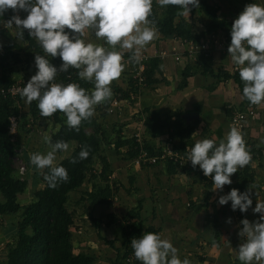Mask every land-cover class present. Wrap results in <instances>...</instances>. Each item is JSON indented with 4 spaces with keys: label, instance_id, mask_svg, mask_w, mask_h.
<instances>
[{
    "label": "trees",
    "instance_id": "trees-1",
    "mask_svg": "<svg viewBox=\"0 0 264 264\" xmlns=\"http://www.w3.org/2000/svg\"><path fill=\"white\" fill-rule=\"evenodd\" d=\"M247 1L248 4L259 2V0ZM219 8L218 5L200 0V7L192 8L193 14L198 15L197 19L201 23V28L195 29L194 24H188L181 15H178L179 6L169 4L159 14V5L156 0H153L152 14L149 19L154 22L158 33L165 38L186 39L193 43H197L204 36L210 34H220L227 39L231 38L230 32L234 20L218 19ZM11 13L15 14L16 11L11 9ZM20 15L23 19L27 16V13L21 10ZM9 20L11 19H7V21ZM14 28L16 31L13 39L4 47H0V83L2 85L8 86L13 82L16 77L13 74L14 67L12 69L14 65L26 64L27 68L33 69L35 75L37 71L35 55H44L59 68L62 61L58 56L53 58L45 53L36 38L29 36L27 29L21 31L15 24ZM126 56H131V54ZM198 60L208 65L209 59L203 55H199ZM145 66L146 79L144 87L137 86L131 79H129V83L125 88L114 86L112 83L110 86L113 95L100 103L97 117L93 115L91 118L82 121L79 130L70 128L66 122V115L59 110L50 117L41 116L37 106L38 101H33L29 104L28 111L22 112L20 104L12 98L4 99L0 97V226H7L8 228L5 231L11 232V234L9 233L10 240L1 250L4 254L5 264H124V259L130 253H134L131 246L133 238H139L145 230L155 233L161 230L155 228L154 225L146 229L145 222L140 220L136 213H127L129 220H138L136 222L127 221L122 227L121 230L125 239L123 243L120 244L115 239L108 240L101 237L100 234L98 235L100 240L113 250V256L111 257L98 255L91 248L81 249L80 245L83 244L84 240L78 242L77 246L80 249H77L76 232L73 231L78 216L76 210H82L83 214L86 215L87 222L95 229L97 234L102 221L95 218L89 210L96 206L111 207L114 195L123 188L120 181L112 179L113 161L134 162L142 152L150 157L159 156L161 149L151 147V137L164 133L170 137L174 135L183 139L194 128V126L183 125L181 112L176 111L161 115L158 108L147 107L141 111L140 142L137 141L134 135L125 137L119 130L111 129L108 133L106 129H103V124L99 119H104L107 115H110L105 111L110 100L118 94L122 99L129 100L131 95H140L143 88L151 87V85L161 81L155 78L156 73L161 74L158 58H148ZM80 70L69 67L67 71L58 72L54 81H61L65 85L75 82L91 91L95 87L94 82L81 79L78 76ZM191 70L190 65L183 68L182 80L180 81L181 88L186 86V79L191 76ZM25 77H29L26 72ZM224 78H233L243 95L244 82L241 80L239 72L232 77L225 74ZM245 102L246 105L249 104L246 98ZM12 115L21 116L20 126L22 131L27 130L26 118L29 116L34 120L33 129L35 126L41 127L49 123L53 126L59 125L58 130L48 137L51 138L52 143L60 140L69 143L67 151H58L56 155L57 157L62 156L65 152L67 153V155L57 159L56 164L63 165L67 169L68 180L60 181L55 188H52L44 179L49 169H43L40 176L35 173L33 177L35 188L29 190L32 199L24 205L20 203V197L28 192L29 170L32 166H30L31 162L27 152L23 151L22 146L24 143L19 140H11L8 134L9 117ZM45 145L51 147L46 142ZM85 146L89 147L90 155L87 159L80 160L78 153ZM106 147H110L111 155L107 154ZM180 147L183 153L188 152L185 151V146L181 145ZM249 151L253 152V149L249 148ZM16 157H21L25 163L26 171L22 180L18 176L14 165ZM74 157L77 158L76 163L72 162ZM162 163L165 165L167 173H173L179 168L177 164L168 160ZM33 169L37 170L38 168L33 165ZM179 169L188 168L182 167ZM189 169L188 171L193 172L205 182V186L209 188L211 193L212 191L216 192L210 176L201 177L195 169ZM237 176L241 184H251L253 182V176L249 173L248 165L244 166V169L238 172ZM88 182L91 185V190L85 191L80 196L75 203L76 208L74 210L70 205L71 194ZM133 182V176H131L130 185ZM141 201L139 200V205ZM107 219L110 224H116L112 215H108ZM212 225L215 228V239H218L219 232L215 219H213ZM234 264H242V262L236 259Z\"/></svg>",
    "mask_w": 264,
    "mask_h": 264
},
{
    "label": "clouds",
    "instance_id": "clouds-1",
    "mask_svg": "<svg viewBox=\"0 0 264 264\" xmlns=\"http://www.w3.org/2000/svg\"><path fill=\"white\" fill-rule=\"evenodd\" d=\"M158 3L177 5L178 15L188 17L192 8L200 7V0H158ZM152 5L153 0H0V16L8 9L27 13L23 19L14 15L9 25L14 22L21 31L27 29L45 53L62 61L57 68L44 55H35L37 71L22 88L21 97L29 104L38 101L41 116L50 117L59 110L66 115L67 125L79 130L82 121L94 115L95 106L113 95L110 85L126 66L117 46L131 50V59L138 63L142 50L157 38L158 29L149 19ZM86 29L94 30L96 37L103 38L109 47L86 43L81 38ZM230 35L228 53L244 82L243 98L254 105L264 104V4H247L233 21ZM69 67L81 69L78 76L94 82V89L89 91L75 82L66 85L53 82L58 72ZM44 140L50 144V150L46 154H31L30 162L38 169H49L44 179L49 187L55 188L58 182L69 178L67 169L56 164L57 152L67 151L69 143L63 140L52 143L48 136ZM89 155V147L85 146L78 158L87 159ZM189 160L194 168L198 165L206 177L212 178L215 189L222 190L232 183V174L250 162L251 153L242 131L232 127L226 140L219 143L210 138L197 140L188 152ZM72 162L76 163L77 158ZM229 202L233 211L247 212L253 205L252 191L233 188L219 197L220 205ZM252 211L260 214L259 219L240 221L243 227L238 236L242 242L236 252L242 264L264 261V201L257 198ZM227 222L231 223V218ZM131 246L142 264H191L189 259H181L178 248L159 233L145 232L133 238Z\"/></svg>",
    "mask_w": 264,
    "mask_h": 264
},
{
    "label": "crops",
    "instance_id": "crops-1",
    "mask_svg": "<svg viewBox=\"0 0 264 264\" xmlns=\"http://www.w3.org/2000/svg\"><path fill=\"white\" fill-rule=\"evenodd\" d=\"M206 1L220 7L217 13L218 19L232 21L229 19L231 12L227 0ZM240 2L243 4L242 8L248 4L247 0H240ZM156 3L159 5V14H161L166 6H161L158 0ZM20 14L21 10L12 14L11 9H8L0 16V43L6 45L8 42L5 43V41L15 36L14 22L11 26L7 19H11L14 15L21 17ZM197 16L191 10L189 17H182L188 24H194L195 29H200L201 23ZM220 36L221 41H224V36ZM81 38L86 43L92 42L109 47L106 41L96 37L94 30L91 29H86ZM223 41L221 46L213 47L208 65L199 60L195 64H190L186 59V45L182 44L181 40L165 38L158 33L157 38L151 41L141 54L160 60L161 74L156 73L155 78L161 81L151 87L143 88L132 103L125 101L116 113L107 115L104 119L100 118L103 129L119 130L123 136L130 137L142 125L141 111L147 107H156L161 115L181 112L183 125L194 126V128L183 139L174 135L170 137L164 133L156 134L155 137H151L153 149H161L163 145L168 144L183 153L181 145L185 146V151L189 152L194 143L203 138L215 139L217 143L226 140L227 133L232 128L230 123L232 110L228 108V105H232L235 111H242L250 102L246 105L245 98L233 78H224L225 74L232 77L237 72L233 71L234 64L229 53L222 49ZM117 50L125 57L131 54V50L119 49L118 46ZM175 56H179L180 60L176 61ZM186 65L192 67L191 76L186 79V86L181 88L182 70ZM112 83L114 86L127 87L129 77L125 69ZM99 106L100 104L95 106V117L98 116ZM259 110L258 118L249 121L242 132L247 148L253 149V152H250L251 160L247 164L249 173L253 176L251 184H241L238 180L237 173L244 167L232 174L230 185H224L222 190L215 189L216 192L211 193L205 186V182L193 172L188 171V167V169L177 168L175 172L167 173L163 163L151 165V167H139L134 162L113 161L112 179L120 181L123 188L114 195L111 207L96 206L89 210L95 218L102 221L96 236L100 234L105 239H115L118 243H123L125 239L122 227L127 221L138 220H129L127 217V213L133 212L145 222L146 229L151 225L160 228L158 233L162 235V238L171 240L178 248L181 259L187 258L191 264H234L238 259L236 252L238 245L242 242L238 236L239 230L243 227L240 221L244 218L249 219L250 222L259 219L260 214L254 213L252 209L256 206L257 198L264 201V104L259 105ZM22 147L23 151L27 152L26 143ZM27 154L30 158L31 154L28 152ZM32 169L33 166L30 170ZM131 176L134 180L132 185H130ZM29 181V186L32 188L33 177L29 176ZM233 188L241 192L249 189L252 191L253 205L247 212L233 211L231 202L227 205L218 203L219 197ZM90 190L89 182L85 183L83 187L71 194V198L74 197L76 202L85 191ZM139 200H142L140 205ZM108 215L114 217L116 224L108 222ZM229 218L231 223L227 222ZM213 219L218 226V239H215ZM4 227L0 226V233L6 239V244L10 240L11 232L5 231L8 227ZM145 232L149 231L145 230ZM77 234L82 240L81 232L78 231ZM77 234L76 237H78ZM100 243L103 244V249L95 252L104 257L113 256V250L103 241ZM1 250L2 248H0V264H5ZM253 264H259V262H253Z\"/></svg>",
    "mask_w": 264,
    "mask_h": 264
},
{
    "label": "built area",
    "instance_id": "built-area-1",
    "mask_svg": "<svg viewBox=\"0 0 264 264\" xmlns=\"http://www.w3.org/2000/svg\"><path fill=\"white\" fill-rule=\"evenodd\" d=\"M260 4H264V0H259ZM179 39V38H177ZM221 36L216 34H210L204 36L200 41L197 43H193L186 39H179L181 43L186 45L187 48V55L186 59L188 63L195 64L198 61V56L203 55L204 57L210 60L212 55L213 47L218 45H222ZM223 47L222 49L228 52V47L231 43V38H223ZM164 55V54H163ZM148 60V56L145 54H141V59L137 63L131 59V56L125 57L123 56V61L126 62L125 66V73L129 79L135 82L137 86L144 87L145 86V62ZM175 60L179 61L180 57L175 56ZM233 71L239 72V69L236 65H233ZM13 82L6 86L0 83V97L12 98L15 102L20 104V108L22 112H27L29 109V103H26V100L21 97L20 92L22 88L27 84V82L32 77H25V75H15ZM55 83H62L61 81H53ZM63 84V83H62ZM138 96V95H137ZM136 95H131L129 100H124L121 98L120 94H118L115 98L109 101L108 107L106 108V112L108 114L116 113L122 106L125 101L128 103H132L136 98ZM228 108L232 110V116L230 119L231 127H236L240 129L242 132L244 130L245 125L256 118H258L260 114L259 105L249 104L245 110L242 111H235L232 105H228ZM21 116L20 115H12L9 117V126H8V134L11 140H19L20 141V126ZM26 129L31 133L33 129V118L27 117L26 118ZM141 126L137 129V132L134 134L135 138L138 142L141 140ZM22 133V132H21ZM21 142V141H20ZM171 161L178 165L179 168L188 167L193 168L195 171L201 176L205 177L203 171L197 165L195 168L192 166L191 161H188V153H181V151L172 148L168 144H165L161 147V153L159 156H148L145 152H142L139 157H137L134 161L136 166H151L157 165L164 161ZM14 165L17 170V174L20 179H23V176L26 171L25 163L21 157H16L14 159ZM220 190V189H218ZM124 264H141V262L135 257L134 253H130L125 259ZM259 264H264V261H260Z\"/></svg>",
    "mask_w": 264,
    "mask_h": 264
},
{
    "label": "rangeland",
    "instance_id": "rangeland-1",
    "mask_svg": "<svg viewBox=\"0 0 264 264\" xmlns=\"http://www.w3.org/2000/svg\"><path fill=\"white\" fill-rule=\"evenodd\" d=\"M211 1L213 2L214 0H211ZM227 2H228V6H230L229 11L231 12V14H229V19L235 20L238 17L239 13L242 12L243 4H240L241 3L240 0L239 1L238 0H227ZM15 31L16 30L13 26V32L15 33ZM11 39H13V38H11ZM11 39H8V41H5V43H7V42L9 43V41H11ZM2 44L3 43H0V47L5 46L4 44L3 45ZM13 67H14V69H13ZM12 69L14 71V73H13L14 75H25V72H26V75L29 77L34 75L33 69L27 68L26 64L14 65V66H12ZM58 128H59V125L53 126L52 124L49 123V124H46V125L41 126V127L35 126L31 133L30 132L28 133V132L21 130L22 133L20 132V141L23 143H26L28 153H30V154H33V153L46 154L50 150V148L47 145H45L44 137L49 136L51 133L57 131ZM107 131L109 133L111 131V129L108 128ZM88 132H90V130H88ZM106 152L108 155L112 154L110 147H106ZM64 155H67V153L66 152L63 153L62 156H64ZM62 156H57L56 160ZM30 166H33V164L31 163ZM42 172H43V169H37V170L32 169V170H30L29 176L34 177L35 173H38L40 176L42 174ZM39 176H38V179H39ZM28 185H30V181H29ZM34 188H35L34 186L32 188L30 186H28V191L31 189H34ZM27 193H25V195L20 197V203L22 205L27 204L29 202V200L31 199L30 193H29V196H27ZM77 201H78V198H77ZM76 202L74 201V197H73L71 199L70 204L74 210L76 208V204H75ZM76 213L78 216L76 218V224L73 228V231L76 232V234L79 231L83 235L81 237V239L84 240V242H83L84 244H82L81 249L87 250V249L91 248L94 251L102 250L103 244L100 243V241H101L100 238L96 236L95 229L92 228L91 225L87 222L86 215L83 214L82 210H76ZM75 229H80V230L76 231ZM77 236L78 237L75 236V240H76V243L78 245V242L82 241V240H80L79 234H77ZM2 240L4 243L1 242ZM0 242H1L0 248H3V246L5 245L6 239L3 238L1 233H0ZM88 245H90V246H88ZM77 249H80L79 246L77 247Z\"/></svg>",
    "mask_w": 264,
    "mask_h": 264
}]
</instances>
